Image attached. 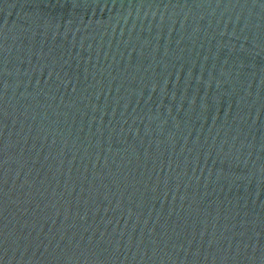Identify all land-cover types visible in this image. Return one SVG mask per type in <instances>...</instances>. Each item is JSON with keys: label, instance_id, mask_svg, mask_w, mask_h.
Here are the masks:
<instances>
[{"label": "water", "instance_id": "obj_1", "mask_svg": "<svg viewBox=\"0 0 264 264\" xmlns=\"http://www.w3.org/2000/svg\"><path fill=\"white\" fill-rule=\"evenodd\" d=\"M0 264H264V0H0Z\"/></svg>", "mask_w": 264, "mask_h": 264}]
</instances>
